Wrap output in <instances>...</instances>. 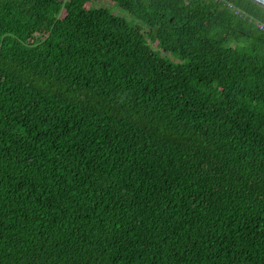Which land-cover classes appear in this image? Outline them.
Listing matches in <instances>:
<instances>
[{
  "label": "trees",
  "instance_id": "trees-1",
  "mask_svg": "<svg viewBox=\"0 0 264 264\" xmlns=\"http://www.w3.org/2000/svg\"><path fill=\"white\" fill-rule=\"evenodd\" d=\"M109 1L180 65L88 0H0V264H264V7Z\"/></svg>",
  "mask_w": 264,
  "mask_h": 264
},
{
  "label": "rangeland",
  "instance_id": "rangeland-1",
  "mask_svg": "<svg viewBox=\"0 0 264 264\" xmlns=\"http://www.w3.org/2000/svg\"><path fill=\"white\" fill-rule=\"evenodd\" d=\"M60 1H69L71 4L76 3V0ZM85 8L86 10H90L93 12L106 11L112 16L121 19L122 21L126 22L129 26H132V28L137 31L138 34H140L142 39H144L149 51L153 54V56L158 62L164 65H180V57L175 52L164 47L163 45H156V43L149 42L143 35V30H145L143 24L137 22V20L133 16H131V14L126 11V9L120 7L118 4L109 0H88V3L86 4ZM67 16L68 15L65 12H62L60 16L61 21L64 22ZM32 41L37 49H44L46 46H48V43L50 41H56V35L52 33H35L32 35Z\"/></svg>",
  "mask_w": 264,
  "mask_h": 264
},
{
  "label": "water",
  "instance_id": "water-1",
  "mask_svg": "<svg viewBox=\"0 0 264 264\" xmlns=\"http://www.w3.org/2000/svg\"><path fill=\"white\" fill-rule=\"evenodd\" d=\"M254 1L255 3H257L258 5L264 7V0H252Z\"/></svg>",
  "mask_w": 264,
  "mask_h": 264
},
{
  "label": "built area",
  "instance_id": "built-area-1",
  "mask_svg": "<svg viewBox=\"0 0 264 264\" xmlns=\"http://www.w3.org/2000/svg\"><path fill=\"white\" fill-rule=\"evenodd\" d=\"M255 24L260 30L264 31V26L262 24H260L259 22H256Z\"/></svg>",
  "mask_w": 264,
  "mask_h": 264
}]
</instances>
